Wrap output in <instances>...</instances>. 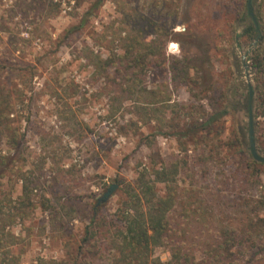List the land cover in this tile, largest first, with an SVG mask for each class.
<instances>
[{
    "label": "rangeland",
    "instance_id": "rangeland-1",
    "mask_svg": "<svg viewBox=\"0 0 264 264\" xmlns=\"http://www.w3.org/2000/svg\"><path fill=\"white\" fill-rule=\"evenodd\" d=\"M49 1L59 5L53 15H48V10L31 8L30 0H0V58H9L14 64L16 71L9 73L8 79L14 80L21 94L15 107V119L19 121L13 126L20 127L26 136V162H17L8 177L0 180V200H18L22 172L30 174L42 188L35 192L38 207L27 220L7 219L0 214V233H10L12 256L16 255L20 264H36L40 257L62 258L64 233L74 231L81 236L93 207L101 205L102 212L111 216L120 205L123 188L133 185L142 170L177 163L182 190L173 217L177 226L186 224L190 243L197 242L198 237L212 238L215 230H247L255 203L236 205L242 196L252 194L256 199L261 191L245 183L239 157L222 150L217 140L189 142L182 149L175 135L164 134L170 132V119L176 124L180 120L189 122L176 105L190 104L193 91L206 97L203 104L208 109V98L218 104L225 101L223 141L228 143L236 131L249 154V119L245 110L248 89L242 56L254 41L244 37L245 23L236 22L226 30L228 40H222L223 49H214V28L235 18L241 0H106L86 27L67 38L68 30L80 24L88 0ZM261 3L262 0L255 1V15ZM227 10L232 17L225 18ZM133 22L143 28L151 23L165 28L168 61L174 57L193 66L192 77H198L199 72L201 85L194 88V84H177L169 62L168 67L154 66L145 80L131 89L121 90L114 85L106 90L102 81L97 82L90 60L93 55H121L120 33L124 36ZM155 28L144 31L147 41L156 37ZM59 38H64L63 43ZM256 47L245 60L255 86L252 56ZM162 92L171 97L168 104L178 112L168 111L164 116L158 111L152 119L150 110L165 105L155 96ZM259 120L256 117L257 146L260 129L264 128ZM3 155H10L5 142L0 143V156ZM114 184L118 186L114 195L108 202L99 203ZM238 185L243 191L234 202ZM192 188L200 190L203 197L198 194L188 198L186 191ZM45 198L54 209L41 207ZM185 211L189 212L184 220ZM189 247L199 249L197 245ZM155 256L168 262L172 253L169 247H159ZM259 256L256 264H264V252ZM2 259L0 250V264Z\"/></svg>",
    "mask_w": 264,
    "mask_h": 264
},
{
    "label": "trees",
    "instance_id": "trees-1",
    "mask_svg": "<svg viewBox=\"0 0 264 264\" xmlns=\"http://www.w3.org/2000/svg\"><path fill=\"white\" fill-rule=\"evenodd\" d=\"M80 3L81 0H74ZM86 1V0H84ZM106 0H88V9L81 17L80 24L68 30L64 38L71 34L80 32L88 22L96 15V12L103 6ZM256 0H253V5ZM242 6L236 11L235 18L214 28L216 48L223 49V41L226 39V30H230L236 22H244L246 30L244 37L249 41H257V47L253 51L252 67L256 73L257 89V108L256 117L264 124V0H262L260 11L256 15L258 27L248 15V0H241ZM29 6L36 11L43 10L48 15L58 12V3L49 0H30ZM231 15V16H230ZM225 18L232 17L228 10L224 14ZM153 22V21H151ZM150 23V20H148ZM131 29L120 39L123 41V53L107 58L93 55L90 63L95 69L94 78L101 82L106 90L118 85L121 90L132 88L138 82H143L148 71L154 66L168 67L172 79L178 84H194V88L201 85L203 78L198 72V77H192L193 66L181 62L172 57L168 61L165 41V28L147 25L143 28L139 23H129ZM155 28L156 37L146 40L144 32L149 27ZM64 38H59L63 43ZM59 43V44H60ZM90 54H94L90 50ZM221 53V51L219 52ZM223 58V54H221ZM91 56L88 55V58ZM3 59L5 61L3 62ZM112 70L115 72L111 73ZM198 70V69H197ZM16 71L14 64L9 58H0V143L5 142L10 155L0 156V180L7 178L10 171H13L17 162H26L25 141L26 136L21 133L20 127H14L18 122L15 119V107L21 100V94L17 90L14 80H9V73ZM116 74V75H115ZM206 91V90H203ZM159 102L165 105L150 111L152 119L155 114L162 111L165 116L167 112L177 113L179 108L182 110L188 123L180 120L178 124L171 119L167 122L170 132L164 134L175 135L186 149V144L194 142L199 144L201 141H215L224 151L237 155L240 160L242 172L245 174V183L254 186L261 191V195L249 194L241 197V203H255L252 215L248 217L247 230L242 232L236 230H215L212 238H199L195 243H190L188 233L185 231V223L181 227L177 226V220L173 217L175 209L181 200L178 176L180 174V164L169 167L163 166L159 169L149 171L142 170L136 177L133 185L128 184L123 188L122 200L111 216L102 212L103 207L95 206L91 209L88 216V223L83 228L81 236L74 234V231L64 233L63 240L64 252L62 258L45 259L38 258L36 264H256L259 255L264 252V164L252 159L250 154H246L238 133L235 131L228 143L223 141L225 129L224 117L227 111L224 110V103L218 104L216 100L209 99V109L203 104L206 97L191 92L190 104L176 108L168 104L171 97L165 92L155 95ZM226 97V96H225ZM157 102V104H159ZM167 103V104H166ZM245 110L248 114V97L245 103ZM157 118L156 120H158ZM162 122L165 123L164 119ZM261 123V124H262ZM184 124V125H182ZM260 138H258L260 152L264 153V128H261ZM10 181L11 179L8 178ZM19 181L21 185V195L15 202L7 197L0 200L1 217L7 219L27 220L29 213L37 209L38 205L34 199L35 192L42 190L40 183L33 179L28 173H20ZM119 184L123 183L117 180ZM163 186V189H160ZM237 186L234 192L233 201H237L243 189ZM188 198L199 196L203 197L200 190L192 188L186 191ZM244 201V202H243ZM41 207L45 210L54 209L53 203L45 198L41 202ZM197 212V209L192 210ZM189 212V211H188ZM187 211L185 215L187 218ZM201 211L200 214H203ZM183 220V219H182ZM198 221V220H197ZM244 232V233H243ZM10 233H0V250L4 255L1 261L3 264H20L15 256L11 254V244L8 242ZM197 239V238H193ZM196 245L198 250L189 246ZM159 247H169L172 258L168 262H163L155 256V250ZM196 249V248H195ZM246 254V255H245Z\"/></svg>",
    "mask_w": 264,
    "mask_h": 264
},
{
    "label": "water",
    "instance_id": "water-1",
    "mask_svg": "<svg viewBox=\"0 0 264 264\" xmlns=\"http://www.w3.org/2000/svg\"><path fill=\"white\" fill-rule=\"evenodd\" d=\"M248 9V15L251 18V20L254 22V24L258 27L259 23L256 18L254 7H253V0H248L247 4ZM257 45V41H254L251 44V47L247 51L245 55L242 56V63L244 66V69L246 71L247 76V89H248V102H249V110H248V119H249V145H248V152L253 160L263 163L264 164V155L260 153L257 146V140H256V115H255V109H256V86L253 84V81H251L249 76V66L245 62L246 56L251 53L252 49ZM118 186L112 185L109 190L104 194V196L99 200V203H106L108 200L114 195L116 192Z\"/></svg>",
    "mask_w": 264,
    "mask_h": 264
}]
</instances>
